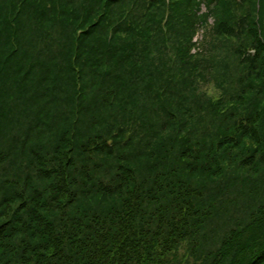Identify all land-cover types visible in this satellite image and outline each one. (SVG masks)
I'll list each match as a JSON object with an SVG mask.
<instances>
[{"label": "trees", "instance_id": "16d2710c", "mask_svg": "<svg viewBox=\"0 0 264 264\" xmlns=\"http://www.w3.org/2000/svg\"><path fill=\"white\" fill-rule=\"evenodd\" d=\"M22 1L24 6L28 3V8L42 3V0ZM225 1L178 0L168 3L151 0L143 3L139 10L128 12L123 0L89 3L87 0L77 3L75 0H48L53 19L65 28H72L67 35L71 39L67 45L72 42L75 45L71 58L74 57L77 66H84L86 62L77 54L90 50L100 55L94 65L109 55H114L113 62L124 63L122 76L113 75V72L93 74L94 80L87 84L100 87L90 92L89 99L107 97L109 93L115 97L121 92L136 97L128 88H148L147 79L154 76L163 79L162 89L152 88L148 95L153 96L156 104L166 110L169 120H175L178 126L190 123L191 120L183 122V117L192 119V112L186 110L180 116L173 113V105L167 97H177L183 90L178 84L185 82L181 80L184 75L190 90H197L194 81L198 71L202 70L198 61L189 63L186 59L189 51L185 50L183 64L176 69L166 66L154 71L144 63L155 45L156 36L205 30L208 17L214 18L218 36L227 34L238 40L246 37L249 17L237 21V28L219 20V9L224 8ZM9 2L15 3L14 0ZM201 6L208 10L206 14ZM16 9L14 4L3 9L0 19L7 12L9 17L5 21L8 20L11 11ZM92 15L94 18L89 22ZM7 29L0 20V38ZM89 36L95 38V42L88 40ZM101 36H107L110 43L106 39L103 41ZM6 51H0V54L5 55ZM13 58L14 54L5 62L0 61V89L7 80L15 86L20 84L18 73L10 71ZM241 62L250 69L257 63L252 53L241 55ZM172 68L175 69L173 73ZM86 74L87 70L82 76ZM28 75L30 77L31 72ZM169 75H180L175 79L178 80L175 86V81L168 80ZM101 81L103 84L98 85ZM81 90L85 94V88L81 87ZM81 96L75 100V106L79 108L85 100ZM231 101L238 99L232 97ZM212 106L218 109V106ZM255 106L256 101H251L248 108L252 111L246 117L239 115L240 120L233 128L240 127L246 133V122L261 119L264 130V119L254 112ZM230 108L237 110L235 104ZM227 110L221 112L219 109L222 114L218 116L225 117ZM79 113L75 112L77 116ZM153 114L147 115L150 119L144 128L148 143L164 132L171 139L167 130L169 122L158 130L151 119ZM220 118L213 117V129L208 132L191 130L190 137L183 136L184 130L178 129L175 146L182 141L181 158L168 145L160 143L158 150L165 152L168 165L163 170H158L160 163L151 165L150 169L155 171L149 180L151 187L138 182L133 159L123 156L122 150L131 146L136 138L133 134L126 139L123 128L112 136L113 143L104 140L95 144L91 138L88 145L74 141L66 151L73 153L74 159L62 150L50 149L49 157L55 151L56 155L67 159L62 165H56L57 160L42 162L27 158L19 170L12 157L13 150L0 152V167L11 172L5 180L0 179V264H264V203L259 205V199H254L241 214H237L238 194L234 193L235 185L239 184V179L234 176L238 169L247 165L249 172L256 173L259 163H264V139L254 132L253 144L243 141L247 136L240 131L233 134L226 128L219 135L214 127L217 125L215 120ZM75 129L72 135L78 140L82 135H76ZM199 132L201 136L194 140ZM99 156L100 161H97ZM159 156L163 158V154ZM225 174L232 175L227 184L221 182ZM198 177L211 181L212 186L198 188L195 184ZM242 182L247 189L255 184L249 173ZM262 186L264 182L261 181L254 186L260 198H264ZM126 191L130 198L124 195ZM13 204L18 207L7 220V212ZM183 243H188V248L180 255Z\"/></svg>", "mask_w": 264, "mask_h": 264}, {"label": "rangeland", "instance_id": "374dc122", "mask_svg": "<svg viewBox=\"0 0 264 264\" xmlns=\"http://www.w3.org/2000/svg\"><path fill=\"white\" fill-rule=\"evenodd\" d=\"M32 1L39 2L38 0ZM78 1L75 0L76 3ZM95 1L87 0L88 3ZM150 1L123 0L122 4L128 12H132L139 10L143 3ZM166 1L173 3L178 0ZM14 2L0 0V12L3 9H9L13 4L17 8L11 11L12 16L8 20L5 21L9 17L5 11L0 19L8 28L0 38V51L7 50L5 55L0 54V61L5 62L14 54L10 71L14 74L18 73L20 80L17 86L10 80L4 81L0 89V152L13 150L12 157L16 159L17 169L21 170L20 164L27 158L41 159L42 162H56L57 160L56 165H62L67 159L56 155L55 151L52 157H49L50 149L62 150V153L74 159L73 153L66 152L74 141L88 145L89 138H91L95 144L104 140L113 143L115 140L112 136L119 134V129L123 128L126 133L123 136L126 139L133 134L136 136L132 145L122 150L123 156L133 159L132 166L137 172L135 175L138 182L151 187L152 183L149 180L155 174V171L150 169L151 165L160 163L158 170L166 169L168 165L165 152L158 150L160 143L168 145L174 150V154L181 158L182 141L175 146L178 129L182 128L183 136L188 137L192 135L191 130L198 129L208 132L213 129V117L220 118L218 114H222L218 112L219 109L224 112L229 108L225 117L215 120L217 125L214 130L219 135L228 129L233 134H238L240 131L241 134L247 136L243 141L253 143L254 132L259 134L261 140L264 139L261 119L246 122L248 127L246 133L240 127L233 128L234 124L240 120L239 115L246 117L252 111L248 108L251 101H256L254 112L264 119V0H226L224 8L219 9L221 23H228V26L233 25L234 28H237L235 25L241 18H250V28L246 37L242 38L243 40L227 34L218 36L215 32L213 17L206 19L207 28L205 30L193 29L188 34L185 31H179L171 36L168 34L156 36V40L153 41L155 45H152V51L144 63L145 66L152 67L154 71L156 68L161 69L166 66H173L176 69L183 64L182 56L185 50H188L186 59L188 58L189 63L197 60L198 66L202 69L198 71L194 81L197 90L193 92L190 90L185 79L186 75H184L181 80L185 82L178 84L183 90L177 94V97H167L168 102L173 105L171 108L173 113L180 116L186 110L192 112V119L187 116L183 117V122L191 120L185 126H178L175 120H169L166 110L156 104L152 95H148V91L151 92L152 88L162 89L163 79L154 76L147 79L148 88L142 86L128 88L136 94V97L131 98L128 93L121 92L114 95L115 97L109 93L107 97L95 96L89 99L90 92L100 87L87 84L94 80L93 74L113 72V75L122 76L125 69L124 63L121 65L113 62L114 55H109V58L100 59V63L94 65L100 55L90 50L77 54L83 62L86 61L84 66H77L76 62H73L74 57L71 58L75 45L73 42L67 45L68 39L71 40L67 35L72 32V28H65L57 19H53L50 12L51 4L48 0H42L40 5L36 3L34 8H28V3L25 6L22 5V0H14ZM244 2L246 3L242 4ZM201 8L205 14L208 12L204 6ZM49 16L52 18L50 19ZM93 18L92 15L89 22ZM101 37L103 41L106 39L108 42L107 36ZM88 40L95 42V38L91 36ZM82 49L85 51L84 48ZM247 53H252L257 62L254 69H250L249 66L245 67L241 62V55ZM174 68L171 70L172 73L175 71ZM86 70L87 74L82 76ZM178 78L180 75H173L168 80L175 81ZM103 82L97 84L102 85ZM81 87L85 88V94ZM81 94L85 100L80 103L79 108L75 106V100ZM232 97L238 101H231ZM212 104L218 106V109H215ZM234 104L237 110L230 108ZM79 111L78 117L75 112ZM151 112H154L151 119L156 129L160 130L162 125L169 122L167 130L172 135L171 139L164 132L152 143H148L149 139L147 135L145 136L144 128L150 119L147 115ZM77 120L79 123H76ZM74 128L77 131L76 135H82L78 140L72 135ZM201 134L199 132L194 140L198 139ZM118 145L121 147V142ZM248 146L251 147L250 143ZM193 150L190 147V152ZM120 152L121 150L119 156L122 158ZM160 153L163 154V158H160ZM189 155L191 156V153ZM100 158L101 156L96 157V160L100 161ZM247 173L251 174L253 183L264 182V163H259L256 173L249 172V167L246 165L238 169L234 175L239 179V184L235 185L234 190V193L238 194L237 214H241L248 202H253L254 199H259V205L264 203V198H260L257 194L255 184L252 188L244 187L242 181ZM10 174L11 172L5 167H0L1 180H5ZM231 176L225 174L221 182L229 183ZM195 184L200 189L203 186H212L211 181L199 177L195 179ZM124 195L127 198L131 197L128 191ZM17 207L18 204H13L5 219L10 220ZM153 209L155 211L157 207ZM187 248L188 243H183L179 254H185Z\"/></svg>", "mask_w": 264, "mask_h": 264}]
</instances>
